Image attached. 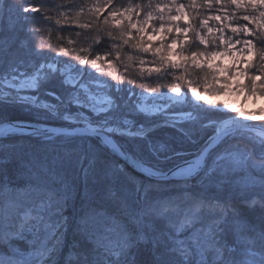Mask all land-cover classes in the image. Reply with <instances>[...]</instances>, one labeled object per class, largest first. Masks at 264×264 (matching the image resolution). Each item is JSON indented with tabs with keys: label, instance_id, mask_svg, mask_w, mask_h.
<instances>
[{
	"label": "snow or ice",
	"instance_id": "1",
	"mask_svg": "<svg viewBox=\"0 0 264 264\" xmlns=\"http://www.w3.org/2000/svg\"><path fill=\"white\" fill-rule=\"evenodd\" d=\"M10 9L41 16L0 40V196L18 210L0 217V264H264V117L207 99L264 97V0H0ZM34 20L95 35L54 49ZM102 32L113 59L64 58ZM122 48L152 57L139 81L97 75Z\"/></svg>",
	"mask_w": 264,
	"mask_h": 264
},
{
	"label": "trees",
	"instance_id": "2",
	"mask_svg": "<svg viewBox=\"0 0 264 264\" xmlns=\"http://www.w3.org/2000/svg\"><path fill=\"white\" fill-rule=\"evenodd\" d=\"M10 2L13 4H22V3L39 4L41 0H10ZM46 2L53 3V2H59V0H46ZM76 2L90 4L92 3V0H76ZM117 2L120 4H126L128 0H117ZM134 2H140V0H134ZM161 2H164V0H161ZM178 2L187 3V0H178ZM25 16L40 17L41 13L23 14V13L18 12L15 9H10L7 13L0 11V40H8L10 38L14 39L20 36L22 26L25 23L22 17H25ZM88 19H90V17L84 16L81 18V22H86ZM51 23H52L51 28H48L47 22H44L43 24H41L40 21L34 20L29 25V27L41 26V27L47 28V30L42 35V39L46 45L50 44L51 47L54 49H57L58 47H63V46H68L70 48L78 49L81 46H87V42L91 39L92 36L95 35L94 30L90 31L88 29H79V28H76L75 25L73 24H65L62 22L61 25H55L54 20ZM233 23L234 25H243L245 22L242 20H236ZM76 33H80V35L77 36ZM35 38L38 42L41 40L40 35H37ZM261 38H262L261 36L253 37L254 42L257 44V46H259V41ZM69 39L74 41L73 45H67V41ZM98 39L102 42L92 45V47L89 49L87 53L72 52L68 57H64V58L70 60L73 64L77 63L75 59L76 55L87 54L89 56H95L99 54L102 56L107 55L108 59H113L114 52L112 51L110 47V38L107 36L106 33L102 32ZM129 55L133 56L132 61L127 60V56ZM121 56L123 59L121 62H117L115 70L109 69L107 65L105 64L103 65V72L97 73V75H100L103 79H110L109 73H113V74H117L119 76L124 77L125 80L137 79V81H139L140 73H141L140 60L145 61L144 67L152 66L151 64L147 63L148 61L152 59L151 56H143L142 54H136L132 50H129L127 48L121 49ZM92 71H95V70H92ZM202 75L203 74H201V77H196L194 74L193 78L201 79ZM150 79L152 82H155L156 80L155 74ZM167 82L175 83V80L171 76H169L167 78ZM259 123H262V122H259ZM68 178L69 180H71V176H69ZM21 186H23V184H21ZM54 186H57V185L54 183ZM16 197H17V193L15 192L3 194L2 196H0V206H5V202L9 203L10 200H14ZM77 207H79V201H77ZM17 211L18 210L16 209L15 213ZM250 220L252 224L257 228V230H259V228L261 227V219H260L259 210H257L255 213L250 214ZM70 238L71 237H69V239Z\"/></svg>",
	"mask_w": 264,
	"mask_h": 264
},
{
	"label": "rangeland",
	"instance_id": "3",
	"mask_svg": "<svg viewBox=\"0 0 264 264\" xmlns=\"http://www.w3.org/2000/svg\"><path fill=\"white\" fill-rule=\"evenodd\" d=\"M238 59H244V57H238ZM224 63H230L227 58L223 61ZM208 100H211L213 105H228L229 110L232 111H245V112H256L261 117H264V97L253 98L248 96L246 93L241 94H227V95H209ZM262 121H254L252 123H258ZM255 136V135H254ZM15 208L10 206L9 203L5 202V206H0V217H11L15 214Z\"/></svg>",
	"mask_w": 264,
	"mask_h": 264
},
{
	"label": "water",
	"instance_id": "4",
	"mask_svg": "<svg viewBox=\"0 0 264 264\" xmlns=\"http://www.w3.org/2000/svg\"><path fill=\"white\" fill-rule=\"evenodd\" d=\"M261 132H264V128H256V129H253L251 134L252 135H257V134H259Z\"/></svg>",
	"mask_w": 264,
	"mask_h": 264
}]
</instances>
